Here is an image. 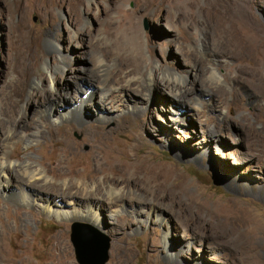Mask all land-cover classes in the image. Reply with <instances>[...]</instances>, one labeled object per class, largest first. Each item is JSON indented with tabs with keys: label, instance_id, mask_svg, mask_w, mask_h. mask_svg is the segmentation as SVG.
Wrapping results in <instances>:
<instances>
[{
	"label": "rangeland",
	"instance_id": "obj_1",
	"mask_svg": "<svg viewBox=\"0 0 264 264\" xmlns=\"http://www.w3.org/2000/svg\"><path fill=\"white\" fill-rule=\"evenodd\" d=\"M74 5L75 0H0V158L3 150L14 166L32 158L57 177L53 168L59 161L58 148L51 131L43 127V137L26 142L15 131L14 118L37 121L45 105L63 114L64 97L71 104L85 99L92 109L80 122L51 123L56 131L72 130L82 143L72 163L65 165L66 176L59 179L89 178L92 145L81 128L98 122L114 129L120 117L135 114L131 108L139 97L133 126L124 133L115 130L111 141L133 181L148 180L152 166L157 175L151 185L162 183L167 193H144L142 184L141 190L135 188L133 200L119 204L129 208L113 214L105 198V216L96 226L55 218L37 205H26L15 196L19 184L13 177L8 195L0 194V232L13 264H81L72 232L83 224L101 241L108 240L106 264H264V77L254 58L247 57V46L259 32L255 13L264 25V0H84L80 7ZM128 16H134L143 56L159 83L154 82L148 97L137 85L127 94L111 88L122 96L112 107L100 96L103 77L96 68L100 52L95 45L110 46V19L122 21L121 30H126ZM61 56L67 68L85 69L89 78L57 69ZM119 65V60L112 61L109 73ZM168 66L177 71V78L159 75L160 67ZM28 72L33 74L11 118L10 108L18 99L12 88ZM52 75L58 80L54 82ZM169 81L181 84L183 91H169ZM44 90L54 91V97L28 104L36 91ZM143 204L140 223L131 210ZM16 211L23 221L14 216ZM57 237L66 242L65 256L55 246ZM115 248H120L119 257ZM64 258L67 262L61 263Z\"/></svg>",
	"mask_w": 264,
	"mask_h": 264
},
{
	"label": "bare ground",
	"instance_id": "obj_2",
	"mask_svg": "<svg viewBox=\"0 0 264 264\" xmlns=\"http://www.w3.org/2000/svg\"><path fill=\"white\" fill-rule=\"evenodd\" d=\"M83 2L84 0H75L74 6L80 7ZM71 9L75 11L79 10V8ZM255 17L258 18L254 19L256 25L259 28L258 34L261 31L264 32V25L261 24L262 20L259 19L257 13H255ZM77 21L80 23L79 15H77ZM125 22L126 24H128V27L126 30H121L123 22L121 21V23H117L114 21V19L111 18V28L108 32L109 36L113 37L111 45L107 47H101L99 44L95 45L96 50L100 52V59L98 60L96 68L99 75L103 77L100 96L104 103L109 102L113 105L112 107H115L118 104V99H122V96L117 94L115 95L113 91H110L111 88L118 89L119 91L123 90L127 94L128 91L131 92L133 89H135L137 85V90L139 91V93L145 94L146 97H148L152 94L151 89L153 86H155L154 82L159 83L157 78L158 75L156 73L153 74V70H151L150 64H148L145 60L146 56H143V46L139 39V35L137 34L138 30H135V27H137V25L134 23V16H128ZM134 24L136 26H134ZM258 34H255V36H253L256 37V39L252 40V46H247V57L254 58L255 65L264 77V36L260 37V35ZM153 44L156 43H154L153 41ZM153 50L155 52L156 47H154ZM116 60L120 61V65L115 71H113L111 75L109 73V65L112 61L115 62ZM145 67L146 70H144ZM57 69L65 71L67 73H72L73 77L78 76L79 73H82L83 78H89L88 76H85V73H87L85 69H76L74 67L67 68V61L66 58L64 59V57L62 58V61L59 62ZM176 72L177 71H175V69L169 66L166 68L160 67L159 75H162L163 78H169V80H171L173 77L177 78L178 73ZM218 73V69L214 68V75L218 79H220V75ZM32 74L33 72H28L24 76L23 82L12 88V94L14 96L16 95L18 99H15L14 105L10 108L11 118L12 115L15 116L18 113L17 105L20 101L19 96L22 93L24 85L29 80ZM52 77L53 81L55 82L58 80L59 76L52 75ZM137 77H139L141 80L139 82H133L132 80L136 79ZM40 79L43 82H46V77L43 74L40 75ZM180 85L175 82L172 83L169 81L167 88L169 89V91L177 92L178 94L183 91ZM78 86L80 90L79 92H81L82 85ZM51 88H53L52 85ZM52 90L36 91L30 98L28 104L32 105L33 102L43 103L45 101L51 100L55 95V92ZM66 98L67 96L63 98V101L66 105L65 109H67L68 104H70V107L71 105L73 107H69L67 111L63 109V114H60L58 112L57 114H54V112L58 110L55 109V111H53L52 106L45 105L41 108V113L42 115L45 114V116L39 115L41 117H38L39 119L37 121L14 118V122L16 123L15 131H17V133L20 134L22 139H24L26 142L37 141L40 137H43V135L45 134L43 127L51 131V135L55 137L54 144L58 148L56 155L59 156V161L55 163L56 165L53 168L56 171L57 177L50 176L48 171L44 167H40L35 160H32V158L20 163V165L18 164V166H14V163L12 164L10 160V156L6 153L5 150H3L0 158V194L8 195V191L6 189H8L7 187L11 186L13 177H15L19 184V189L15 196L22 200L26 205H37L48 214L55 216V218L63 217L67 219L89 221L96 226L99 225L101 221H103L105 216L106 210L104 211V209L107 206L102 203V200L105 198L108 200L110 205L108 206L107 210H109V212L113 214L114 212L124 211L129 208H124L119 204L121 202H124L127 198L133 200L136 194L135 188H138V186H141L142 184H144V187L142 188L144 193L147 192L144 191V189H151L154 193H160V191H164L166 195L167 190H164V187H162V183L160 185H151L150 183V181H153L154 176L157 175L155 169L152 166L148 168L146 173L148 180L136 178L137 181H133V175L128 173L125 165L119 163V161L117 160V152L115 151L111 141V135L115 130H120L122 133H124L133 126L134 122L136 121V117H134V115L137 116L139 111L137 106L141 102V100H139V97L138 99L134 97V104H132L131 108L133 112L135 111V114L128 113L126 116L120 117L114 129L104 128L103 125L97 124L98 122L90 123L89 125L81 128L80 131L84 133L86 139L92 145L90 154L93 156V164L91 167L89 166V170L92 176L89 178L76 177V179L70 178L66 180H60L59 178L66 176L65 169L67 166L65 165L68 164V162H70V160L77 155V149L81 146L82 143L75 139L72 130L60 128L59 131H56L57 128H55L51 122L68 119L80 122L83 114H88L92 109H88L89 106H86V103H83V100L85 99L82 100L80 98L82 101L78 103L75 102L74 104L76 105H74L71 104V101L69 102L67 100L66 102ZM9 107L10 105L8 106V108ZM35 110L37 112V109ZM6 112H8V109H6ZM6 126L7 129L11 128V130H13L10 125ZM5 128L6 127H4V129ZM9 140L11 141L12 137H9ZM138 161H140V158H137V163ZM86 169H88V167ZM138 170L140 171V169ZM122 174L128 175L122 176ZM134 177H136V175ZM138 181H142L143 183H138ZM129 191H131L132 193H129L128 195ZM53 195H55V199ZM47 196H50V198H48ZM136 208L139 209H133L131 211L132 214H134V216L138 218L141 223L142 220H144V204L143 206ZM149 213L151 214L153 213V211H149ZM14 216L17 217L18 220L21 218L18 212L15 213ZM160 216L157 215L156 217H158L161 222L163 219H161ZM149 218L151 217L149 216ZM21 220L23 221L22 218ZM128 221H130V219H128ZM6 243V236L0 232V262L13 264L11 252ZM55 246L58 248L59 254H61L60 256L66 255L65 240L57 237ZM120 253V248H115V256L119 257ZM63 262H67L66 258H64L61 263ZM71 264H73V262H71Z\"/></svg>",
	"mask_w": 264,
	"mask_h": 264
},
{
	"label": "water",
	"instance_id": "obj_3",
	"mask_svg": "<svg viewBox=\"0 0 264 264\" xmlns=\"http://www.w3.org/2000/svg\"><path fill=\"white\" fill-rule=\"evenodd\" d=\"M92 230L84 224L74 226L72 237L77 246V258L81 264H106L109 260L108 240L101 241Z\"/></svg>",
	"mask_w": 264,
	"mask_h": 264
}]
</instances>
